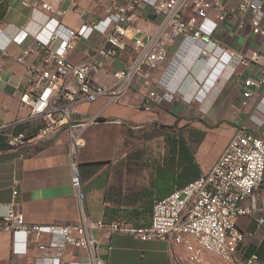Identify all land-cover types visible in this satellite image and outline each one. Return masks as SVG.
I'll return each instance as SVG.
<instances>
[{
  "label": "crops",
  "instance_id": "0c3cea01",
  "mask_svg": "<svg viewBox=\"0 0 264 264\" xmlns=\"http://www.w3.org/2000/svg\"><path fill=\"white\" fill-rule=\"evenodd\" d=\"M127 1L61 0L55 4L56 13L50 14L36 0H0V124L5 126L0 130V221L12 201L29 224L79 220L71 185V135L77 136L74 160L83 180L87 215L92 221L105 219L111 169L121 156L124 142L136 130L176 126L203 134L195 154L201 174L210 170L237 132L252 133L264 141V88L251 86L253 96L248 100L243 96L245 81H257L259 68L241 63L242 56L264 50V38L250 34L248 28L238 31L236 24L229 21L213 31V43L209 45L182 37L168 43L166 62L148 72L152 86L157 85V95L164 99L151 102L148 110L142 108L147 96L143 79L134 76L119 99L112 100V95L106 93L91 103L79 104L69 124L54 137L20 149L7 146V134H32L41 126L39 119L28 118L29 111L20 106L19 100L27 88L28 68L45 66L43 53L35 45L36 36L41 39L46 35L42 30L48 21L58 23L55 33L64 38L66 30L115 17L117 8ZM133 15L122 48H112L101 33L94 32L67 53L66 60L73 64L92 61L93 88L109 89L114 83L113 73L132 64L141 53V48L135 50V43L146 45L157 33L160 19L150 5H138ZM31 49L34 51L24 55ZM101 49L109 55H100ZM13 191H17L15 197ZM150 217L142 226L150 223ZM257 219L238 220L246 235L235 254L237 262L256 255L258 264H264V223L258 225ZM94 235L99 240V255L107 264H172L186 260L183 248L170 240L106 237L102 231ZM49 241V237L42 239L44 244ZM24 242L22 236L14 238L0 229V264H33L43 255L31 240L24 251ZM65 261L84 263L86 257L69 247Z\"/></svg>",
  "mask_w": 264,
  "mask_h": 264
},
{
  "label": "built area",
  "instance_id": "2783aa9c",
  "mask_svg": "<svg viewBox=\"0 0 264 264\" xmlns=\"http://www.w3.org/2000/svg\"><path fill=\"white\" fill-rule=\"evenodd\" d=\"M36 1L42 10L53 14L55 4L61 0ZM140 4L150 5L159 17L157 33L146 45L135 43V50L141 48V53L132 64L113 73L114 83L109 89L93 88L92 61L73 64L66 60L67 53L75 49L79 40H88L94 32L101 33L112 48H122L127 28L133 23V14ZM116 13L115 17L108 16L98 24L66 30L64 38L55 33L58 23L50 19L42 30L46 35L41 39L36 36L35 46L41 49L45 66L28 68L27 88L19 102L29 111L28 118L39 119L41 126L32 134H7L9 148L20 149L54 137L69 124L79 104L91 103L106 93L112 95V100L119 99L134 76L143 79L147 91L143 109L148 110L151 102H162L164 97L157 95V85L152 86L148 72L166 62L168 43L177 37L209 45L213 43V31L220 24L232 21L238 31L248 28L250 34L264 38V0H237L236 3L234 0H128ZM33 51L28 50L24 55ZM99 54L109 55L103 49ZM241 63L244 66L255 64L259 68L258 80L244 83L243 96L248 100L253 96L251 86L264 88V50L242 56ZM3 128L5 126L0 124V130ZM77 149V136L71 135V185L79 207L78 221L29 224L15 201L1 218V230L14 238H24V251L31 240L43 254L33 264H107L99 255L96 231H102L106 237L128 235L140 241L170 240L186 253L184 262L173 261L172 264H258L256 255L244 262L235 259L246 235L238 226V220L257 217L258 225L264 223V141L256 135L242 131L234 134L208 172L153 203L150 223L146 226L104 218L92 221L88 217L83 180L74 160ZM16 195L17 191H13V196ZM44 237L50 238L48 244L42 243ZM69 247L83 252L86 261L66 262L65 250Z\"/></svg>",
  "mask_w": 264,
  "mask_h": 264
},
{
  "label": "rangeland",
  "instance_id": "374dc122",
  "mask_svg": "<svg viewBox=\"0 0 264 264\" xmlns=\"http://www.w3.org/2000/svg\"><path fill=\"white\" fill-rule=\"evenodd\" d=\"M201 139L203 136L190 127L159 126L134 131L124 142L121 156L111 169L105 206L110 219L139 225L141 218L137 219L133 210H142L148 197L141 196L145 190H151L157 170L166 168L180 174L181 169L174 161L173 143L184 140L195 157Z\"/></svg>",
  "mask_w": 264,
  "mask_h": 264
},
{
  "label": "trees",
  "instance_id": "16d2710c",
  "mask_svg": "<svg viewBox=\"0 0 264 264\" xmlns=\"http://www.w3.org/2000/svg\"><path fill=\"white\" fill-rule=\"evenodd\" d=\"M202 136L203 134H200V137ZM173 151V155L176 156L174 158L176 166L181 169L180 174H177L174 170L166 168H160L157 170L155 177L151 182V190H145L141 196L142 199L147 196L148 200L143 203L142 210H133V215L137 219L141 218V220L138 221L139 225H143L147 217L151 215L152 206L155 201L165 198L175 189L184 187L188 183L197 179L201 174L194 153L189 149L184 140L181 143L174 142ZM104 216L106 221L111 220V217L107 214L106 210ZM142 220L143 222H141ZM140 222L143 224H140Z\"/></svg>",
  "mask_w": 264,
  "mask_h": 264
}]
</instances>
